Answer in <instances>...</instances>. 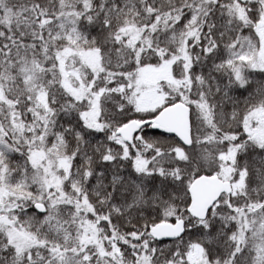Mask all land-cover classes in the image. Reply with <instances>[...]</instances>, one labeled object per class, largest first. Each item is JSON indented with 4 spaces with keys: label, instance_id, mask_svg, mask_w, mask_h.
Masks as SVG:
<instances>
[{
    "label": "snow or ice",
    "instance_id": "6c2138e0",
    "mask_svg": "<svg viewBox=\"0 0 264 264\" xmlns=\"http://www.w3.org/2000/svg\"><path fill=\"white\" fill-rule=\"evenodd\" d=\"M0 264H264V0H0Z\"/></svg>",
    "mask_w": 264,
    "mask_h": 264
}]
</instances>
